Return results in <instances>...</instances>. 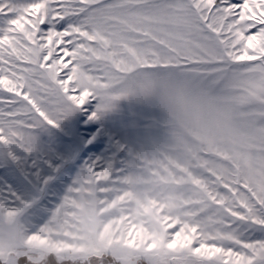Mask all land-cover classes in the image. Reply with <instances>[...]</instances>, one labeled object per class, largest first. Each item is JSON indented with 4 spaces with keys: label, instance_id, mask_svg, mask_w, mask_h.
<instances>
[{
    "label": "rangeland",
    "instance_id": "rangeland-1",
    "mask_svg": "<svg viewBox=\"0 0 264 264\" xmlns=\"http://www.w3.org/2000/svg\"><path fill=\"white\" fill-rule=\"evenodd\" d=\"M180 65L130 69L99 120L42 129L31 155L0 144V202L42 213L0 212L1 262H264V75Z\"/></svg>",
    "mask_w": 264,
    "mask_h": 264
},
{
    "label": "snow or ice",
    "instance_id": "snow-or-ice-1",
    "mask_svg": "<svg viewBox=\"0 0 264 264\" xmlns=\"http://www.w3.org/2000/svg\"><path fill=\"white\" fill-rule=\"evenodd\" d=\"M173 59L264 75V0H0V144L31 155L42 129L78 112L99 120L130 69ZM21 209L42 214L0 202Z\"/></svg>",
    "mask_w": 264,
    "mask_h": 264
},
{
    "label": "trees",
    "instance_id": "trees-1",
    "mask_svg": "<svg viewBox=\"0 0 264 264\" xmlns=\"http://www.w3.org/2000/svg\"><path fill=\"white\" fill-rule=\"evenodd\" d=\"M98 259L102 260L103 262H106L108 264H111L113 262L111 257H109V256H103V257L98 258ZM98 259L95 258V260H98ZM0 264H5V263L0 261ZM18 264H77V263L74 261H65V260L60 261L56 258L55 255L50 254L45 258V260L43 262H40V263H33V262L26 260L25 258H20L18 260Z\"/></svg>",
    "mask_w": 264,
    "mask_h": 264
}]
</instances>
